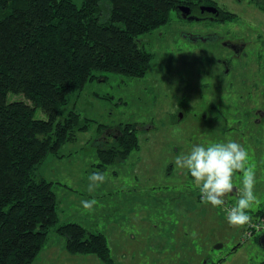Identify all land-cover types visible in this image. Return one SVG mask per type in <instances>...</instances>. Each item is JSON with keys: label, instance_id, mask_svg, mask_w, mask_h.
Masks as SVG:
<instances>
[{"label": "rangeland", "instance_id": "374dc122", "mask_svg": "<svg viewBox=\"0 0 264 264\" xmlns=\"http://www.w3.org/2000/svg\"><path fill=\"white\" fill-rule=\"evenodd\" d=\"M214 1L236 16L218 21L201 8L188 19L172 10L167 24L139 38L152 55L144 77L96 71L98 78L71 93L60 119L77 111L88 129L38 169L39 178L55 183L59 210L73 216L81 207L86 217L79 223L105 231L114 264H264V234L244 240L245 226L227 223L224 207L235 205V192L225 206L205 205L190 173L174 163L196 145L240 143L256 171L259 203L248 214L264 212V8L257 0ZM101 7L106 21L110 3ZM223 38L247 42L246 54L233 57ZM36 117L47 119L41 109ZM120 124L137 125L140 147L102 170L100 142ZM97 171L105 182L89 192L88 176ZM241 180L237 173L234 182ZM92 199L97 204L85 211L81 201ZM157 215L162 223L153 230L148 221ZM32 264L104 263L94 254L69 253L52 229Z\"/></svg>", "mask_w": 264, "mask_h": 264}, {"label": "trees", "instance_id": "16d2710c", "mask_svg": "<svg viewBox=\"0 0 264 264\" xmlns=\"http://www.w3.org/2000/svg\"><path fill=\"white\" fill-rule=\"evenodd\" d=\"M103 1L0 0V264H32L52 229L69 253L114 264L106 236L62 223L55 183L39 178L48 157H62L61 148L89 126L77 111L61 120V109L71 93L98 78L96 71L144 77L152 55L139 38L167 24L172 10L214 6L218 21L236 16L214 0H106L102 21ZM254 4L264 8V0ZM38 109L47 119L36 117ZM118 130V141L98 149L102 170L140 147L136 124ZM257 214L252 221L264 218ZM257 233L264 231L251 237Z\"/></svg>", "mask_w": 264, "mask_h": 264}, {"label": "clouds", "instance_id": "9594fccd", "mask_svg": "<svg viewBox=\"0 0 264 264\" xmlns=\"http://www.w3.org/2000/svg\"><path fill=\"white\" fill-rule=\"evenodd\" d=\"M174 163L177 168L190 173L205 205L210 204L214 208L225 206L226 198L235 192V205L224 207L227 223L233 228L251 225L252 217L248 212L259 203V199L254 194L255 165L249 162V153L243 145L231 140L210 143L206 147L196 145L190 152L177 155ZM237 173H242L239 185L234 182ZM105 179L102 172L91 173L88 191H94ZM96 204L95 199L81 201L85 211H91Z\"/></svg>", "mask_w": 264, "mask_h": 264}, {"label": "flooded vegetation", "instance_id": "af4514ba", "mask_svg": "<svg viewBox=\"0 0 264 264\" xmlns=\"http://www.w3.org/2000/svg\"><path fill=\"white\" fill-rule=\"evenodd\" d=\"M204 7V6H200V9ZM209 7V6H208ZM196 7L192 8L191 7V14L190 16H193L196 9ZM219 10V9H218ZM207 12V11H205ZM205 12H202L201 14H204L205 15ZM210 13V12H208ZM219 15H216V14H212L210 13V16L211 18L217 20L220 16V12H218ZM189 19V18H188ZM220 20V19H218ZM210 38L212 39H215L217 37H219L218 33L216 34H211L209 36ZM224 40L222 41V43H224V46H226L228 48V50L230 52H232V56L235 57V55L237 57H241L242 55L246 54L245 53V49L247 47V42L243 41L242 39H226V38H223ZM230 62V60H228ZM259 113H263L259 110ZM206 115H204V118H205ZM119 127V126H118ZM118 127H116L115 130L111 131L110 134H108L107 136L103 137L102 138V141L100 142V145H104V146H112L114 142L118 141L119 139V130H118ZM199 199H201V195H199Z\"/></svg>", "mask_w": 264, "mask_h": 264}, {"label": "crops", "instance_id": "0c3cea01", "mask_svg": "<svg viewBox=\"0 0 264 264\" xmlns=\"http://www.w3.org/2000/svg\"><path fill=\"white\" fill-rule=\"evenodd\" d=\"M59 201V200H58ZM61 206V204H60V202H59V207ZM80 210H82L81 209V207H79V208H77L76 210H74V214L75 215H73V216H71L70 214H69V212L67 211V213H68V215H66L65 214V211L64 210H59V208H58V211H59V213H60V217H61V222L62 223H70V222H77V223H79V221H78V219H84V217H86V215L82 212V211H80ZM98 218V217H97ZM149 218V217H148ZM161 218H162V216H159V215H157V216H155V217H153V219H149V221H148V225L150 226V228H152L153 230H154V228H157V226H156V222H159V223H162V220H161ZM79 224H81V223H79ZM82 224H84V223H82ZM84 226V225H83ZM156 231H158V230H156ZM95 232H100V233H105V231H101V230H99V229H97V230H95ZM103 233V234H104ZM106 234V233H105ZM104 234V235H105ZM106 236V235H105ZM107 238V237H106ZM49 249V248H48ZM112 251V250H111Z\"/></svg>", "mask_w": 264, "mask_h": 264}, {"label": "built area", "instance_id": "2783aa9c", "mask_svg": "<svg viewBox=\"0 0 264 264\" xmlns=\"http://www.w3.org/2000/svg\"><path fill=\"white\" fill-rule=\"evenodd\" d=\"M255 231H264V218L257 221H252L251 225H246L244 230V240H248Z\"/></svg>", "mask_w": 264, "mask_h": 264}, {"label": "water", "instance_id": "95a60500", "mask_svg": "<svg viewBox=\"0 0 264 264\" xmlns=\"http://www.w3.org/2000/svg\"><path fill=\"white\" fill-rule=\"evenodd\" d=\"M183 14V16L185 18H190V19H193L194 17L193 16H190L191 14V8L188 7V6H182L179 8ZM210 12V13H213V14H216V15H219V10L217 7H214V6H210V7H202V12ZM262 242L264 244V236L262 237Z\"/></svg>", "mask_w": 264, "mask_h": 264}]
</instances>
